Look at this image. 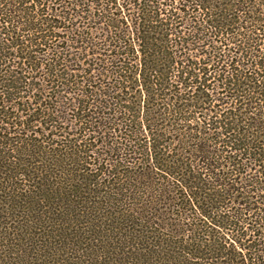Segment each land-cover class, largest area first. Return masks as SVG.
Returning <instances> with one entry per match:
<instances>
[{
	"label": "trees",
	"instance_id": "obj_1",
	"mask_svg": "<svg viewBox=\"0 0 264 264\" xmlns=\"http://www.w3.org/2000/svg\"><path fill=\"white\" fill-rule=\"evenodd\" d=\"M0 264H264V0H0Z\"/></svg>",
	"mask_w": 264,
	"mask_h": 264
},
{
	"label": "rangeland",
	"instance_id": "obj_2",
	"mask_svg": "<svg viewBox=\"0 0 264 264\" xmlns=\"http://www.w3.org/2000/svg\"><path fill=\"white\" fill-rule=\"evenodd\" d=\"M26 96H28V94H25ZM46 103H48V102H46ZM58 127L59 128H61V129H64V125L63 124H60V125H58ZM33 130H35L36 131V129L34 128ZM39 129H37V131H38ZM63 130H56V131H54L53 133H55L56 135H61V133H59V132H62ZM57 133H59V134H57ZM45 137V136H44ZM54 141H56V140H54Z\"/></svg>",
	"mask_w": 264,
	"mask_h": 264
}]
</instances>
